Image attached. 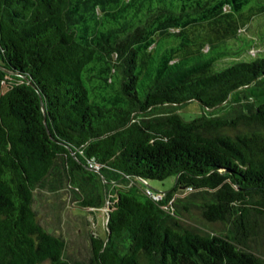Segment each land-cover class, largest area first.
Returning a JSON list of instances; mask_svg holds the SVG:
<instances>
[{
	"label": "trees",
	"instance_id": "obj_1",
	"mask_svg": "<svg viewBox=\"0 0 264 264\" xmlns=\"http://www.w3.org/2000/svg\"><path fill=\"white\" fill-rule=\"evenodd\" d=\"M261 15L264 0H0V264H70L34 209L56 168L107 206L91 264H264V103L211 114L264 77V57L215 67Z\"/></svg>",
	"mask_w": 264,
	"mask_h": 264
},
{
	"label": "rangeland",
	"instance_id": "obj_2",
	"mask_svg": "<svg viewBox=\"0 0 264 264\" xmlns=\"http://www.w3.org/2000/svg\"><path fill=\"white\" fill-rule=\"evenodd\" d=\"M226 41L230 48L237 52L219 61L215 65L217 70L239 60L249 61L256 57H264V15L252 19L251 23L240 31L237 38H230ZM243 43H246L249 50L248 47L243 49ZM248 103H264V77L260 79L257 86H251L245 91L233 94L228 103L211 110V114L218 115L241 108V105L245 106ZM203 110L200 104L193 103L181 108L180 112L186 120H191L202 114ZM55 170L58 171L57 168L54 169L51 180L38 188L35 194L34 209L41 225L48 232L66 242L65 257L70 264H91L92 239L97 236L103 238L106 236L107 206L104 205L98 209L82 206L80 204L82 198L78 194L83 191L79 192V189L71 188ZM174 184L175 178L172 177L165 181H150L148 186L155 190L167 191L172 189ZM186 222L206 231H220L223 228L221 225L204 222L197 211L189 214Z\"/></svg>",
	"mask_w": 264,
	"mask_h": 264
}]
</instances>
